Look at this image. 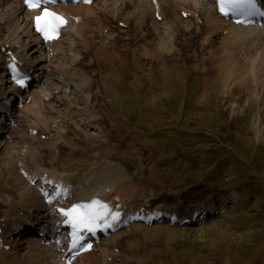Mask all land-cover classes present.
Instances as JSON below:
<instances>
[{
  "label": "rangeland",
  "instance_id": "374dc122",
  "mask_svg": "<svg viewBox=\"0 0 264 264\" xmlns=\"http://www.w3.org/2000/svg\"><path fill=\"white\" fill-rule=\"evenodd\" d=\"M169 8L170 13L177 9ZM101 17L104 19L105 15ZM179 18L177 11L170 23L179 28V33L167 35L170 40L158 38L156 28L149 27L150 16L142 26L129 28L128 33L124 32L126 35L114 29L103 38L96 37L97 31L108 23L99 20L91 26L93 29H87L86 41L77 38L70 51L64 37L60 57L42 63L41 52H32L36 48L33 38L29 39L32 42H25L22 37L20 42L28 47L20 46L18 53H25L35 65L69 67L79 79L89 80L97 98L88 102L86 95L78 96L71 110L58 112L50 107L56 99H50L47 93L49 98L45 97L33 110L37 116L13 126L28 139L35 138L21 143L27 162L25 182L17 178L18 165L15 167L10 159L13 153L10 148L0 150V218L9 206L19 209L33 205L35 200L41 203L36 188L29 192L28 199L24 196L27 187L40 185L35 173L43 168H38L34 160L35 151L45 157L42 160L45 169L56 172L54 178L64 180L67 188L73 190L76 186L72 181L94 178L107 161L108 169L100 173L107 179L123 172L124 166L129 175L145 179L142 183L150 195L147 199L153 198L149 207L166 203L190 212L194 201H212L207 206L212 207L213 215L196 224L131 222L118 230L117 235L104 239L102 248L120 245L125 235L133 234L132 229L137 227L139 232L123 242L122 249L127 253L123 254L124 259L142 248L143 257V253L158 252L156 257L166 264H264V37L259 39L262 42L258 40V45L246 42L241 50L223 48L227 47V41L222 45L221 39L213 35L214 43L206 44L201 36L197 38L193 23ZM164 41L168 43L163 48ZM2 72L1 68L0 75ZM76 92L73 84L65 94L72 97ZM14 104L22 107L19 99ZM92 104L95 106L92 114L81 111L90 110ZM43 108L50 113L44 114ZM103 109L118 119L111 121ZM52 115H59L63 122L47 120ZM83 117L89 122L82 124L86 120ZM100 117H106L105 121H98ZM27 125L38 126L36 136L26 134ZM48 127L51 132L48 140L37 137ZM5 139L14 144L21 142L12 132ZM5 161L12 164L11 170H5ZM120 178L124 175L114 179ZM101 184L107 186L105 181ZM54 190L55 187H50L47 195H53ZM184 201L185 206L178 205ZM196 215L198 220L204 216L201 211ZM31 218L33 221L34 216ZM44 221L34 227L41 229ZM27 233H5L7 240L20 249L0 245V264H47L46 254H33L32 260L31 254L28 256L27 250L21 249L24 245L20 243ZM176 257H183L185 263Z\"/></svg>",
  "mask_w": 264,
  "mask_h": 264
},
{
  "label": "bare ground",
  "instance_id": "6f19581e",
  "mask_svg": "<svg viewBox=\"0 0 264 264\" xmlns=\"http://www.w3.org/2000/svg\"><path fill=\"white\" fill-rule=\"evenodd\" d=\"M1 1H2V8L0 10V67L8 65L11 61H15L16 57L18 59H21L20 57H18L17 54H15L16 52L15 49L18 45L20 46L21 44L20 40L22 39L23 36L26 38V39H23L25 40V42L31 39V37L35 36L33 40L36 42L35 44L37 47L33 50V52L34 54L41 52L40 54L41 63L57 60L60 57L59 51L62 49V46H63L62 45L63 42L61 41V39L57 41H53L52 43L51 42H48V43L41 42L40 39L35 35L32 29V24H33L32 11L25 8L22 0H1ZM158 1H159V9L154 7L151 0H94L90 4L68 3V4H60L56 6L55 8L57 11L65 13L70 18V22L66 26L64 30V34H63V36H65L66 39L68 40L70 51L73 50L72 46L75 44V40L77 38H82L84 39V41L88 39L89 30L87 29H90V30L93 29L91 28V26L96 21H99V20H102V21L104 20L105 24L108 23L106 26L104 25V27L100 29V31H97L98 35H96V37L98 36L99 38H103L107 36L106 31L104 32V29L106 27H107V30L109 29L112 31L116 29L118 32L124 33V32H127L129 28H133L135 25L142 26L143 23H146L145 20L148 18V16H150L149 20H150L151 26L149 27H152L153 29L156 28L158 38H163L164 40L165 38L169 39V36L167 35L169 34L174 35L176 31L178 32L177 29H179V28H175V25H171L170 23L171 20H173L174 15L177 16V11H178V18L180 16L181 19L180 18L179 19L181 21L186 20L194 24L193 27L195 28L194 30L195 33L198 35L197 38L201 36L202 41L206 44L207 42L214 43V40L216 37L215 35H217L219 39H221L222 45L224 41H227V43H225L227 44V47H223V48H229V46H231L233 48L235 47L234 49H236L237 47V49L241 50L240 48H244V44L246 42H249V43L253 42L254 44L256 43L258 45L259 44L258 40L264 37V24L260 27L259 26L251 27V26L236 25L230 21H227L218 14L217 9L214 7V3L212 2V0H158ZM95 3L97 4L98 7L94 6ZM171 6L172 8L175 7L178 10L174 9L173 12L175 13L173 12L170 13L171 10L169 7ZM167 8H169L168 12H167ZM96 10L97 12H95ZM22 14H23V17H21ZM101 15H105V18L103 19ZM10 16L13 18L10 19L9 18ZM78 16H81L80 21L77 19ZM133 18H135V21H133ZM166 20L168 21V23L166 22ZM200 20L202 21V23L199 24ZM12 22H13V26L18 25L16 30L15 28L13 29V26L11 25ZM103 22L102 24H104ZM168 25H170V27L167 28ZM193 27H190L189 29L193 30ZM159 28L161 29V31L166 30V32L161 33L158 30ZM172 28L174 32L173 30H171ZM185 31H184L185 33L189 32V30L186 28H185ZM154 33L156 34V32ZM213 35L215 37H213ZM167 43L168 42L166 41H164L163 44L161 42V46L164 48L167 45ZM234 44L235 46H233ZM191 46H194V45H191ZM263 47H261V49H263ZM42 50L47 51V52L46 53L43 52L44 53L43 54ZM74 60H76V58H74ZM229 60L231 61V59ZM257 62H254V63H257ZM41 63L40 64L38 63L35 65V62L30 59L29 61H26L23 64L24 69L26 68L27 71L32 70V72L30 73L31 75L34 74V75H37L36 78L38 77L41 78L42 85L39 86L38 84L34 89H32L29 93H26L25 95L23 92H20V94L24 98L21 109L15 107V104H13V101L15 100V95L17 94V88L16 89L9 88V90L7 89V87L4 88L3 86L4 82L2 81L4 77H0V101L6 100L9 98L12 104L11 106L7 105L4 108L5 112L8 113V116H10L11 121H6L5 125L0 127V143L2 144V142H4L3 145L0 144V150L3 149L4 147H6V149L10 148V150L13 152V153H10V159L14 161L15 167L17 165L23 166L27 164L25 157H23L22 155V152H23L22 150L25 146L24 145L21 146V143L32 141L33 138L35 137L28 139L25 136V134H23L19 129H17V127L13 129V126L17 122H19V124L21 125L23 123L25 124L27 123L28 117L30 116L33 117L34 115H36L33 110H35V108L39 107V105L42 104L40 103V101L43 100L46 93H50L52 97H55L54 98V100L56 99L55 104L52 102L50 104V107H54L52 109L58 112H61L63 110L65 111L71 110L72 104L77 101L78 96L86 95L88 102L92 101V99L97 98L96 97L97 93H95L92 90L90 84L87 82L89 80L83 81L79 79L78 77L75 76L76 74L72 72L69 67L57 69L53 65H45ZM51 71L52 73H50ZM233 71H235V69ZM240 72L242 73V71ZM3 75H5V71ZM64 75L66 76L63 77ZM167 78L168 76H166V82H168ZM171 79L172 78H170V83H172ZM234 79L236 78L234 77ZM155 82L156 80L153 79L152 80L153 85H155ZM166 82H164V86L166 85ZM73 84L76 87L77 92L71 97V96L66 95L65 93L70 86H73ZM56 95L58 96L56 97ZM1 105L3 104L0 103V107ZM89 107H90V110H81V111H83V113L86 115L92 114L94 112V110L92 109L95 106L92 104ZM109 107H112V106H109ZM10 109L11 111L9 112ZM43 110H45L44 114L50 113V112H46V109L44 108ZM103 110H105L110 120L118 119L117 116H115L112 112L107 111V109H103ZM0 114H1V110H0ZM49 118H51L53 121L62 120L60 119L59 115L49 116L47 120H49ZM83 118L86 120L82 124L89 122L87 121L88 119L87 117H83ZM105 119L106 117H100L98 121L103 122L105 121ZM1 122H5V121L1 119ZM26 128H27L26 134L27 135L29 134L30 136V133H32L33 129L38 128V126L27 125ZM42 128L43 126L40 127L41 130ZM10 132H12L13 134H16L17 138H19L21 142L14 144V142H12L10 139L6 140L5 135ZM3 133H5V135H2ZM41 134L43 135L37 136V137L44 138V140H48V137L51 135L49 127L46 128L45 132H42ZM62 136H63V139H66L65 137H67L65 135H62ZM84 136L87 137L88 139L91 138L90 136H86V134H84ZM74 140H76V137ZM35 152L36 153L34 154L32 153V154H33L34 160L37 162L38 168L45 169V167L43 166L44 163L42 162L43 158L45 157L40 155L37 151ZM11 160L8 159V161H11ZM5 162H6L4 164L5 170H9L12 164L10 165V163L7 161ZM108 167H109V162L105 161L103 162L102 170H100L95 175L94 178L86 179V177H84L83 180H79V183L76 182L77 180L72 181V182H75L74 186H76V190L69 191L68 194L64 193V191L62 190V188H64L65 185L59 183L58 188H57L58 189L57 194L53 197V199L51 198L50 200V201L53 200V204L47 203V200H46L47 195L45 194L43 195V192L47 190V188H49V184L54 183L53 186H56V183H58V180H57L58 177L57 179H55L54 176L56 175V172L48 171L47 169H45L44 171H47V173L44 174L41 178L43 183H41L39 187H32V186L27 187V190L25 191V194H24L25 199L26 198L28 199L29 192L32 189L36 188V190L38 191V196H40L41 198V203L40 202L38 203L37 200H35L34 201L35 203L34 202H33L34 204L32 203L33 205L25 203L26 205L23 206L24 205L23 204L22 205L23 207L19 209L15 208L14 206H9L6 209L5 214L3 215V218H0V245H3V246L5 245L7 248L11 250H18L20 246L19 245L17 246L13 242H9L7 238L5 237V233L9 231V233L17 232L18 234H21L22 232H25L31 229V227L35 225L34 223H39L41 222V220H45L44 221L45 227H42V230L39 231V234L40 235L48 234L50 238L52 239L54 238L53 236L54 231L57 229L56 226L58 225V223L62 224L64 221L58 209L60 208L68 209V208H71L73 205L77 204L78 202L90 203L91 201L96 200V199L105 203L108 206V210H110L111 213L113 214L117 212L119 213L118 218L116 220H112V222H114L115 225L118 224V227H117L118 229L128 226L127 224L131 223L132 222L131 220L133 219H140V220L146 221L147 223L156 222V221L157 222H160V221L178 222V221H183L184 219V220H193V222L196 223L202 220V218H200L199 220L197 219L196 213H198V211H201L204 214L203 217H208L210 214H212L211 212L212 207L209 205L207 206V204L212 205V201L209 203L207 202L204 203L201 200L194 201L193 207L190 212H187V208L182 209L181 207H176L175 205L171 207H166L162 205V206H159L161 207L159 209L150 208L149 205L150 203H152L153 198L147 199L148 196L150 195H148L147 193L146 184L142 183L145 181V179L138 178L136 175L135 176L129 175L128 168L126 166L123 167V172L119 173L122 176L124 175V178L114 179L116 176L119 175L117 173L112 178L107 179L104 175L100 173H102L104 170H107ZM18 172H19V175L17 176V178L20 180H23L22 182H25L27 180V177L23 176V174L20 173V169H18ZM85 175H87V173H85ZM102 181H105V185H107L106 187H104V185L101 184ZM78 184L79 186H77ZM97 187H100V188H97ZM178 205L185 206L186 203L184 201L182 204L179 203ZM147 208H150L151 210H149L148 212ZM33 216H34V220L32 222L30 220H31V217ZM2 222H6V223L4 224ZM4 228H5V231L3 230ZM151 228L155 230V227H151ZM133 229L131 231V233L133 234L128 235L127 233L125 235V238H123V242L126 239H129V238L132 239L131 235H135L137 232H139L138 229L140 228L134 227ZM45 230H47L48 232L46 233ZM117 230L114 233L110 234L107 238H110L115 233H117ZM14 235H17V234H14ZM36 236H33V234H30L23 242L20 243L21 245H24L23 247L21 246V249L25 248L27 250L28 256L30 254H31L30 257L33 254L35 256L36 255L42 256L46 254L47 261L45 262H47V264H69L68 262L69 258L67 259V257H64V253L61 251L59 247L58 239H55L54 244L51 243L47 246L45 244H41V238H38L40 237L39 235L38 237ZM123 242L119 243L121 245V248L123 246ZM125 246H127V244H125ZM98 248L99 249L96 252H99V255H97L96 252L94 253L95 250L86 251L78 257L79 262L77 264H88V263L96 264L97 257H99L98 260L100 264H118V262L120 264H139V263L140 264H166L164 260H162L159 257H156V254L158 252L143 253L145 255V257H143L142 248L137 250L133 254L131 253V256L126 257V259L123 258V254H127V253L126 252L124 253L123 249H119L117 248V246L111 245V246L102 248L101 242H100L98 245ZM31 258L33 260V256ZM176 258L182 263H185V260L183 257H176Z\"/></svg>",
  "mask_w": 264,
  "mask_h": 264
},
{
  "label": "snow or ice",
  "instance_id": "6c2138e0",
  "mask_svg": "<svg viewBox=\"0 0 264 264\" xmlns=\"http://www.w3.org/2000/svg\"><path fill=\"white\" fill-rule=\"evenodd\" d=\"M57 0H24V3L31 9H39L43 7V11L35 16L36 29L40 32L45 39L50 40L58 36L59 31L65 26L68 21L62 14L50 11L46 5L49 3H56ZM85 3H90L91 0H83ZM219 11L225 15H236L245 17L244 21L237 20L238 23L248 21L249 17L257 14L264 15L259 11L257 0H217ZM15 70V65L11 66ZM15 78V77H14ZM16 82L23 86L24 80L16 78ZM51 202V201H50ZM60 214L64 217L65 223L72 226V248H83L84 245L80 243L83 239L80 234L83 230L95 232L96 228L101 226V221L107 227L111 224L108 223V217L111 216L112 220H116L119 213H111L106 205L101 204L97 200H93L87 204H75L71 208L58 209ZM87 247H91L88 245ZM71 264V262H69Z\"/></svg>",
  "mask_w": 264,
  "mask_h": 264
}]
</instances>
